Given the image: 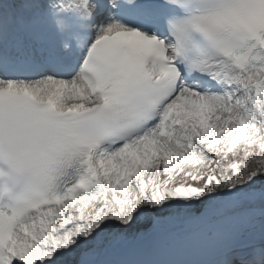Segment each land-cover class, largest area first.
<instances>
[{
  "label": "snow or ice",
  "instance_id": "snow-or-ice-1",
  "mask_svg": "<svg viewBox=\"0 0 264 264\" xmlns=\"http://www.w3.org/2000/svg\"><path fill=\"white\" fill-rule=\"evenodd\" d=\"M0 264H264V0H0Z\"/></svg>",
  "mask_w": 264,
  "mask_h": 264
},
{
  "label": "rangeland",
  "instance_id": "rangeland-1",
  "mask_svg": "<svg viewBox=\"0 0 264 264\" xmlns=\"http://www.w3.org/2000/svg\"><path fill=\"white\" fill-rule=\"evenodd\" d=\"M178 180L180 179V177L178 176V177H176Z\"/></svg>",
  "mask_w": 264,
  "mask_h": 264
}]
</instances>
